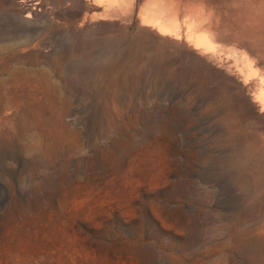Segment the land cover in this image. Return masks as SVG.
<instances>
[{"label": "rangeland", "instance_id": "1", "mask_svg": "<svg viewBox=\"0 0 264 264\" xmlns=\"http://www.w3.org/2000/svg\"><path fill=\"white\" fill-rule=\"evenodd\" d=\"M3 82L0 264H264V0H0Z\"/></svg>", "mask_w": 264, "mask_h": 264}, {"label": "bare ground", "instance_id": "2", "mask_svg": "<svg viewBox=\"0 0 264 264\" xmlns=\"http://www.w3.org/2000/svg\"><path fill=\"white\" fill-rule=\"evenodd\" d=\"M76 1H77V0H76ZM152 1H153V0H152ZM150 2H151V1H150ZM155 2H158V1H155ZM88 3H89V2H88ZM146 3H147V2H146ZM146 3H145V4H146ZM158 3H159V2H158ZM158 3H157V4H158ZM147 4H148V3H147ZM157 4H156V5H157ZM158 5H159V4H158ZM95 6H96V5H95ZM85 7H86V6H85ZM142 7H144V6L142 5ZM160 7L162 8V6H160ZM167 7H168V4H167ZM167 7H164V8L166 9ZM152 8H153V7H152ZM143 9H144V8H143ZM156 9H157V8H156ZM149 10H151V9H149ZM162 10H163V9H162ZM167 10H168V9H167ZM143 11H144V10H143ZM151 11H152V10H151ZM178 11H179V10H178ZM183 11H184V10H183ZM193 11H194V10H193ZM163 12H164V11H163ZM166 12H167V11H166ZM166 12H164V13H166ZM161 13H162V12H161ZM174 13L176 14V12H174ZM88 14H89V13H88ZM167 14H168V13H167ZM170 14H171V13H170ZM179 15H180V14H179ZM179 15H178V16H179ZM153 16H154V15H153ZM157 16H158V15H157ZM175 16H176V15H175ZM148 18H149V17H148ZM155 18H156V16H155ZM157 18H158V17H157ZM167 18H169V17H167ZM169 19H170V18H169ZM174 19H175V18H174ZM174 19H173V20H174ZM192 19H193V18H192ZM193 20H194V19H193ZM154 21H155V20H154ZM167 21H168V20H167ZM173 22H174V21H173ZM167 24H168V23H167ZM172 26H173V25H172ZM172 26H171V27H172ZM171 27H170V28H171ZM175 27L177 28V25H176ZM153 28H155V27H153ZM173 28H174V27H173ZM175 31H176V30H175ZM175 31H174V32H175ZM177 31H178V29H177ZM170 32H171V31H170ZM170 34H171V33H170ZM173 34H174V33H173ZM175 34H176V33H175ZM175 36H176V35H175ZM199 41H200V40H199ZM61 68H62V67H61ZM5 85H6V84L3 82L2 84H0V88L5 87Z\"/></svg>", "mask_w": 264, "mask_h": 264}]
</instances>
